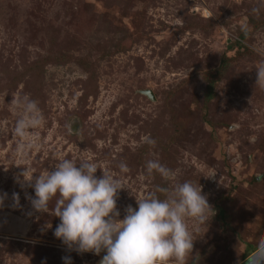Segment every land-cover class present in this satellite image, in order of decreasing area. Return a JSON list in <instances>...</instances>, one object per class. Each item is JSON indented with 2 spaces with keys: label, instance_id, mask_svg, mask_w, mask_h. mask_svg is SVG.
Wrapping results in <instances>:
<instances>
[{
  "label": "rangeland",
  "instance_id": "obj_1",
  "mask_svg": "<svg viewBox=\"0 0 264 264\" xmlns=\"http://www.w3.org/2000/svg\"><path fill=\"white\" fill-rule=\"evenodd\" d=\"M257 5L264 0H0V264H98L103 252L69 250L53 234L59 219L34 212V190L17 183L23 168L35 178L64 159L121 181L119 219L149 194L164 199L157 186L199 183L215 214L186 221L192 250L167 264H244L264 240ZM24 96L43 119L18 137L14 101ZM149 160L174 177L149 175Z\"/></svg>",
  "mask_w": 264,
  "mask_h": 264
},
{
  "label": "clouds",
  "instance_id": "obj_2",
  "mask_svg": "<svg viewBox=\"0 0 264 264\" xmlns=\"http://www.w3.org/2000/svg\"><path fill=\"white\" fill-rule=\"evenodd\" d=\"M264 5L251 9L259 15ZM255 85L264 88V61L255 68ZM23 115L16 121L14 132L24 137L28 130L42 122L37 103L24 96L14 101ZM148 143L155 144L149 139ZM25 145L18 146L23 153ZM78 165V166H77ZM149 175L158 173L162 178L174 177L172 169L157 160L146 162ZM121 173L129 171L128 165L119 163ZM98 167L87 160L79 164L70 159L59 162L54 170L33 176L26 168L18 174L17 183L21 188L30 187L34 197L26 193L31 209L37 213H51L59 219L54 236L69 250L77 253H92L100 256L98 264H167L171 259L182 261L192 250L193 239L187 220L193 219L207 224L215 214L208 203L202 186L184 181L172 189L156 187L163 193L160 199L155 192L136 200L137 208L131 205L124 210L123 219H119L117 210L118 193L124 189L121 181L106 172L96 177ZM22 178V179H21ZM7 193L0 194V207L4 205ZM13 207H19V194L11 197ZM54 206L50 210V202ZM48 227H51L49 224ZM65 264H71L65 257ZM244 264H264V240L254 251L246 256Z\"/></svg>",
  "mask_w": 264,
  "mask_h": 264
},
{
  "label": "water",
  "instance_id": "obj_3",
  "mask_svg": "<svg viewBox=\"0 0 264 264\" xmlns=\"http://www.w3.org/2000/svg\"><path fill=\"white\" fill-rule=\"evenodd\" d=\"M145 95H147L148 97L153 98L152 95H151L150 93H145ZM103 255H104V253L102 254V256H103ZM102 256H101V258H102Z\"/></svg>",
  "mask_w": 264,
  "mask_h": 264
},
{
  "label": "trees",
  "instance_id": "obj_4",
  "mask_svg": "<svg viewBox=\"0 0 264 264\" xmlns=\"http://www.w3.org/2000/svg\"><path fill=\"white\" fill-rule=\"evenodd\" d=\"M210 87H211V89H210V88H209V89H210L211 92H210L209 94H213V93H212V87H213V86H210ZM249 248H250V246H249Z\"/></svg>",
  "mask_w": 264,
  "mask_h": 264
}]
</instances>
